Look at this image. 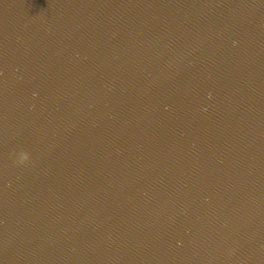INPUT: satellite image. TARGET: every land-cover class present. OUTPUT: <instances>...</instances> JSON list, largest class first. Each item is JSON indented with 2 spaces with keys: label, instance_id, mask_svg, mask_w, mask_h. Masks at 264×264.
<instances>
[{
  "label": "water",
  "instance_id": "obj_1",
  "mask_svg": "<svg viewBox=\"0 0 264 264\" xmlns=\"http://www.w3.org/2000/svg\"><path fill=\"white\" fill-rule=\"evenodd\" d=\"M0 264H183L117 0H0Z\"/></svg>",
  "mask_w": 264,
  "mask_h": 264
},
{
  "label": "clouds",
  "instance_id": "obj_2",
  "mask_svg": "<svg viewBox=\"0 0 264 264\" xmlns=\"http://www.w3.org/2000/svg\"><path fill=\"white\" fill-rule=\"evenodd\" d=\"M18 154L19 158L15 159V163L17 165H24L27 162H29L30 158H29V154L26 151H19L18 153L15 154V156Z\"/></svg>",
  "mask_w": 264,
  "mask_h": 264
}]
</instances>
